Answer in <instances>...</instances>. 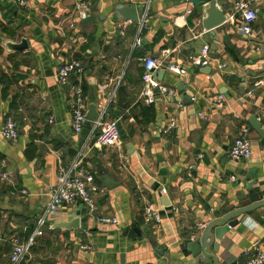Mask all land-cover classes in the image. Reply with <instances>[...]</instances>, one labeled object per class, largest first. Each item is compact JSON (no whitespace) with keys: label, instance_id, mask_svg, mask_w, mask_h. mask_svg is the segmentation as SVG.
Wrapping results in <instances>:
<instances>
[{"label":"crops","instance_id":"0c3cea01","mask_svg":"<svg viewBox=\"0 0 264 264\" xmlns=\"http://www.w3.org/2000/svg\"><path fill=\"white\" fill-rule=\"evenodd\" d=\"M236 1L220 3L227 15ZM78 2L91 5L87 20L77 17ZM121 4L143 9L138 25L116 18ZM254 8L251 37L231 23L212 36L186 0H28L27 7L0 0V264L8 262L13 237L28 241L33 235L60 166L79 153L81 169L105 189L94 193L97 212L89 215L79 201L68 205L57 223L79 218L80 229H52L56 223H49L23 264H194L182 245L197 240L213 216L246 199L249 182L264 197V139L249 133L251 117L264 129V89L258 84L264 79V3ZM145 17L147 27L140 31ZM138 37L142 43L135 47ZM22 39L29 44L25 51L3 45ZM204 45L210 46L211 63L194 66ZM146 57L158 59L165 71L160 82L176 91L153 104L142 96ZM68 60L84 63L85 73L70 83L81 79L87 111L91 103L108 107V118L118 121L119 147H96L93 122L73 130V96L57 80ZM170 63L183 65L187 74L169 72ZM181 87L192 104L181 103ZM9 118L19 127L15 141L1 135ZM171 119L177 128L166 134ZM246 135L255 138L253 156L235 162L231 146ZM102 172L119 186L107 188ZM240 221L218 242L221 264H243L258 246L264 250V210Z\"/></svg>","mask_w":264,"mask_h":264},{"label":"built area","instance_id":"2783aa9c","mask_svg":"<svg viewBox=\"0 0 264 264\" xmlns=\"http://www.w3.org/2000/svg\"><path fill=\"white\" fill-rule=\"evenodd\" d=\"M20 7H27L28 0H15ZM222 3L225 0H217ZM264 3V0H238L232 7L231 13L228 15L227 23H231L237 27L245 37H251L254 33L253 24L257 20L255 4ZM192 11H188L191 14ZM91 14V5L89 3L78 2L76 4V15L80 20H87ZM148 18L145 17L140 25V31L147 27ZM142 40L140 37L136 39L135 47L141 46ZM191 63L197 67H207L211 63L210 46L204 45L198 54H196ZM144 74L142 80L145 84L142 96L148 104L156 102L157 96H172L176 93L174 89L164 86L158 79L157 74L163 68L158 59L146 57L143 62ZM169 72L175 75L187 74V69L178 63H170L165 67ZM85 65L79 60H68L59 69L57 74L58 82L66 84L70 82L73 76H80L85 73ZM121 83V78L118 80V85ZM259 86L264 89V79L260 81ZM70 92L73 96L71 123L75 132L79 133L83 130L87 123L86 112L87 103L84 97V91L81 85L71 84ZM221 99V97H220ZM182 105V104H180ZM97 119L93 122L95 129L98 130L96 135L95 146L99 148H115L122 144L121 134L118 126V121L109 119L108 107H101ZM202 116V114H201ZM177 128L175 119H171L166 127L165 133L169 134ZM1 135L7 141H15L19 138V127L16 121L12 118L6 120L5 125L1 130ZM252 141L245 137L237 138L230 149L229 156L235 162L246 161L252 158L253 150ZM264 152V145H263ZM203 158V156H200ZM83 154L79 153L74 161L68 166H60L56 178V184L51 189V201L45 211L36 221V228L33 235L28 241H24L20 236H15L12 239V251L7 264H23L29 257L31 247L36 243L37 238L44 235L45 229L49 223H57L64 217L63 209L68 205L82 201L85 205L87 213L94 215L97 212V202L94 198V193H104L105 189L97 186L96 178L93 174L84 172L81 169ZM7 173L3 174L1 179L7 178ZM236 181V177L231 178ZM151 217L157 222L160 221L158 215L153 214L151 208ZM103 223L117 224L115 218H100ZM243 264H264V250L257 247L256 253L251 256Z\"/></svg>","mask_w":264,"mask_h":264},{"label":"water","instance_id":"95a60500","mask_svg":"<svg viewBox=\"0 0 264 264\" xmlns=\"http://www.w3.org/2000/svg\"><path fill=\"white\" fill-rule=\"evenodd\" d=\"M192 3L197 12L200 14L202 19V29L205 33H210V35H215V30L223 26L228 21V15L225 13L220 2L217 0H186ZM143 9L138 8L135 5H118L115 9V16L118 20L130 21L134 25H138L140 22V17L142 15ZM3 45L10 52H21L29 48V44L26 39H22L20 43L15 42H3ZM159 81H162L165 71H159ZM71 86L70 82L64 85V89L68 90ZM181 103L185 105H190L193 103V98L185 93L183 88H179ZM99 114L96 104L91 103L89 109L86 112L87 121L94 122ZM252 129L249 131H255L259 138L264 139V129L263 125L257 121L255 117H251L249 121ZM246 139L254 140V137L250 135L245 136ZM131 149V147H129ZM163 174L165 171H161ZM102 182L109 188L113 189L119 186V183L112 179L109 175L102 172ZM254 181L247 184V198L239 201L236 205L227 206L223 214L218 216H213L212 219L205 225L202 230L201 236L195 240L190 241L182 245L183 249H186L191 253L192 258L195 260L194 264H207L212 261L214 264H221L217 253L219 252V243L223 240L224 236L232 229L237 227L241 221L240 218L251 212H260L264 210V197L257 193L253 189ZM82 203V201H79ZM162 204L164 206H169L170 202L167 199H162ZM80 219L76 218L69 222L56 223L50 225L52 229H66V230H76L80 229ZM154 248L163 256L164 249H157V243H154ZM213 249V252H212Z\"/></svg>","mask_w":264,"mask_h":264},{"label":"trees","instance_id":"16d2710c","mask_svg":"<svg viewBox=\"0 0 264 264\" xmlns=\"http://www.w3.org/2000/svg\"><path fill=\"white\" fill-rule=\"evenodd\" d=\"M35 244H36V243H35ZM35 244H34V245H35ZM34 245H33V246H34ZM33 246H32V247H33ZM32 247H31V249H32Z\"/></svg>","mask_w":264,"mask_h":264}]
</instances>
